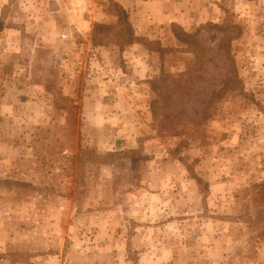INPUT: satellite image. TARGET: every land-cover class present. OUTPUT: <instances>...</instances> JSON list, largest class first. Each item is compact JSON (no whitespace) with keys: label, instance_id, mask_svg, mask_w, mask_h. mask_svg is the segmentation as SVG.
I'll use <instances>...</instances> for the list:
<instances>
[{"label":"rangeland","instance_id":"obj_1","mask_svg":"<svg viewBox=\"0 0 264 264\" xmlns=\"http://www.w3.org/2000/svg\"><path fill=\"white\" fill-rule=\"evenodd\" d=\"M0 264H264V0H0Z\"/></svg>","mask_w":264,"mask_h":264},{"label":"trees","instance_id":"obj_2","mask_svg":"<svg viewBox=\"0 0 264 264\" xmlns=\"http://www.w3.org/2000/svg\"><path fill=\"white\" fill-rule=\"evenodd\" d=\"M115 4V6L117 7L115 10H116V16H117V21L119 22V23H121V22H125V19H126V17H125V11L117 4V3H114ZM99 28H104L103 26H101V25H96L95 26V29H94V33H96V31H97V29H99ZM184 36H188L187 34H183ZM129 36V38H130V40H129V42H131V43H134L135 41H136V38L133 36V35H128ZM179 36V35H178ZM180 37V36H179ZM233 79V78H232ZM222 80H224V79H222ZM221 80V81H222ZM228 81H230V79L229 78H226V80L224 81L225 82V87H226V84H228ZM232 84H234V86H233V88L235 89L236 88V86L235 85H237L238 84V80H232ZM158 130L159 131H162V130H165L166 132H168V133H171V134H177L178 133V131H176V127H175V125H171V124H166L163 120H158ZM197 182L200 184V180L199 179H197Z\"/></svg>","mask_w":264,"mask_h":264}]
</instances>
